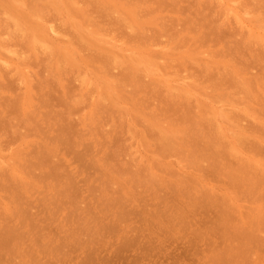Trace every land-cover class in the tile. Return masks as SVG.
Here are the masks:
<instances>
[{
    "label": "rangeland",
    "instance_id": "374dc122",
    "mask_svg": "<svg viewBox=\"0 0 264 264\" xmlns=\"http://www.w3.org/2000/svg\"><path fill=\"white\" fill-rule=\"evenodd\" d=\"M110 1L0 0V264H264V0Z\"/></svg>",
    "mask_w": 264,
    "mask_h": 264
},
{
    "label": "bare ground",
    "instance_id": "6f19581e",
    "mask_svg": "<svg viewBox=\"0 0 264 264\" xmlns=\"http://www.w3.org/2000/svg\"><path fill=\"white\" fill-rule=\"evenodd\" d=\"M54 1H56V0H54ZM108 1H110V0H108ZM58 2H59V1H58ZM61 2H62V1H61ZM61 2H60V4L63 6V2H64V1H63L62 3H61ZM106 2H107V1H106ZM110 2H111V1H110ZM111 3H112V2H111ZM111 3H110V4H111ZM10 4H11V3H10ZM42 4H43V3H42ZM110 4H109V5H110ZM11 5H12V4H11ZM34 5H35V4H34ZM4 6H6V5H4ZM17 6H18V5H17ZM35 6H36V5H35ZM56 6L59 7L60 5L57 4ZM26 7H27V6H26ZM45 7H46V6H45ZM61 8H63V7H61ZM30 9H31V7H30ZM34 9H35V8H34ZM120 9H121V8H120ZM12 10H13V9H12ZM37 10H40V8H37ZM37 10H35V12H36ZM22 11H23V10H22ZM30 11H31V10H30ZM121 11H122V9H121ZM123 11H124V10H123ZM13 12H14V11H13ZM33 12H34V11H33ZM35 12H34V13H35ZM2 13H3V12H2ZM4 13L6 14V12H4ZM28 13H29V12H28ZM30 13H31V12H30ZM30 13H29V14H30ZM34 13H32V14H34ZM126 13H127V12H126ZM126 13H125V14H126ZM22 14H23V13H22ZM26 14H27V12H26ZM26 14H25V15H26ZM29 14H28V15H29ZM32 14H31V15H32ZM35 14H36V13H35ZM37 14H38V13H37ZM14 15H15V14H14ZM23 15H24V14H23ZM28 15H27V18L30 17V16L28 17ZM5 16H7V18H8V15H5ZM34 16L37 17V15H33V18H34ZM128 16H129V15H128ZM4 18H5V17H4ZM7 18H6V19H7ZM18 18H19V17H18ZM33 18H31L30 21L35 20V19H33ZM38 18H39V17H38ZM10 19H12V18H10ZM36 19H37V18H36ZM12 20H13V19H12ZM20 20H21V19H20ZM28 20H29V19H28ZM39 21H41V20H39ZM39 21H38V22H39ZM13 22H14V21H13ZM27 22H28V21H27ZM27 22H26V23H27ZM33 22H34V21H33ZM38 22H36V23H38ZM7 23H9V22H7ZM73 23H74V22H73ZM13 24H14V26H15V22H14ZM18 25H19V24H17L16 26H18ZM20 25H21V24H20ZM23 25H24V24H23ZM25 25H26V24H25ZM33 25H34V24H33ZM38 25H39V24H38ZM77 25H78V24H77ZM28 26L30 27V24H29ZM18 27H19V26H18ZM22 27H23V30H24V26H22ZM44 27H45V26H44ZM70 27H71V26H70ZM74 27H75V26H73V28H74ZM76 27H77V26H76ZM78 27H79V26H78ZM78 27H77V28H78ZM26 28H27V27H26ZM34 28H35V27H34ZM37 28H38V26H37ZM45 28H46V27H45ZM80 28H81V27H80ZM38 29L40 30L41 28H38ZM74 29H75V28H74ZM81 29H82V28H81ZM31 30H33V29H31V28H30L29 30L27 29L28 33H29V31H31ZM35 30H36V29H35ZM43 30H45V29H43ZM77 30H78V29H77ZM82 30H83V29H82ZM15 31H16V29H15ZM19 31H20V30H19ZM24 31H25V30H24ZM46 31H47V29H46ZM83 31H84V30H83ZM42 32H43V31H42ZM25 33H27V32L25 31ZM31 33H32V32H31ZM49 33H50V32H49ZM52 33H53V31H52ZM29 34H30V33H29ZM43 34H44V32H43ZM77 34H78V33H77ZM26 36H27V35H26ZM26 36H25V37H26ZM33 36H34V35H33ZM35 36H36V35H35ZM42 36H44V35H42ZM81 36H82V35H81ZM89 36H90V35H89ZM25 37H24V38H25ZM30 37H31V36H30ZM92 37H93V36H92ZM36 38H37V37H36ZM95 38H96V37H95ZM26 39H27V38H26ZM32 39H33V38H32ZM37 39H38V38H37ZM40 39H41V38H40ZM53 39H54V38H53ZM97 39H98V38H97ZM24 40H25V39H24ZM59 40H60V39H59ZM59 40H58V41H59ZM27 41H28V40H27ZM33 41H34V40H33ZM33 41H31V42H33ZM44 41H45V40H44ZM29 42H30V41H29ZM34 42H35V41H34ZM38 42H39V41H38ZM40 42H41V41H40ZM45 42H46V41H45ZM61 42H63V41H61ZM41 43H42V42H41ZM55 43H56V42H55ZM45 44H46V43H45ZM59 44H60V43H59ZM61 44H62V43H61ZM61 44H60V45H61ZM31 45H32V44H31ZM35 45H36V44H35ZM46 45L48 46V44H46ZM56 45H57V44H56ZM56 45H55V46H56ZM27 46H28V45H27ZM29 46H30V43H29ZM49 46H50V45H49ZM30 47H31V46H30ZM32 47H33V46H32ZM45 47H46V46H45ZM50 47H51V46H50ZM33 48H34V47H33ZM52 48H53V46H52ZM54 48H55V47H54ZM66 48H67V47H66ZM47 50H48V49H47ZM71 50H72V49H71ZM71 50H70V51H71ZM54 51H55V50H54ZM54 51H53V53H54ZM56 51H57V50H56ZM72 51L74 52V50H72ZM70 54H71V53H70ZM74 54H75V53H74ZM57 55H58V54H57ZM57 55H56V56H57ZM61 56H62V55H61ZM71 57H72V56H71ZM57 58H59V57L57 56ZM62 59H63V58H62ZM64 60H65V59H64ZM129 60H130V58H129ZM65 61H66V60H65ZM66 63H67V62H66ZM29 103H30V102H29ZM23 104H24V103H23ZM31 104H32V103H31ZM23 107H24V106H23ZM25 110H26V109H25ZM223 133H224V132H223ZM221 135H222V133H221ZM221 135H220V136H221ZM221 137H222V136H221ZM228 139H229V138H228ZM229 140H230V139H229ZM229 144H230V142H229ZM230 148H231V147H230ZM232 149H233V148H232ZM234 149H235V148H234ZM234 149H233V150H234ZM233 150H232V151H233ZM239 153H240V152H239ZM239 218H240V217H239ZM223 219H224V218H223ZM263 220H264V219H263ZM114 224H115V223H114ZM247 227H248V226H247ZM252 228H253V227H252ZM10 231H11V230H10ZM8 232H9V231H8ZM243 233H244V232H243ZM245 233H246V232H245ZM238 234H239V233H238ZM241 234H242V233H241ZM233 235H234V234H233ZM235 235H236V234H235ZM0 236H1V235H0ZM231 236H232V235H231ZM238 237H239V236H238ZM242 237H243V236H242ZM244 238H245V237H244ZM9 239H10V238H9ZM6 240H7V238H6ZM235 241H236V240H235ZM123 242H124V241H123ZM233 242H234V241H233ZM240 244H241V243H240ZM247 245H248V244H247ZM2 246H3V245H2ZM0 247H1V246H0ZM230 248H231V247H230ZM230 248H229V249H230ZM240 248H241V247H240ZM231 249H232V248H231ZM231 249H230V250H231ZM238 250H239V249H238ZM222 251H223V250H222ZM216 252H217V251H216ZM233 252H234V250H233ZM230 253H231V252H230ZM227 254H228V253H227ZM238 254H239V253H238ZM223 255H224V254H223ZM230 255L232 256V254H230ZM224 257H225V256H224ZM227 257H228V256H227ZM234 257H235V256H234ZM236 257H237V255H236ZM228 258H229V257H228ZM230 259H231V258H230ZM232 259H233V258H232ZM223 260H224V258H223Z\"/></svg>",
    "mask_w": 264,
    "mask_h": 264
}]
</instances>
